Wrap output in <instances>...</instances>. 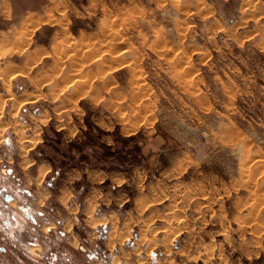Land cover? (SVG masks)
I'll return each instance as SVG.
<instances>
[{"label":"rangeland","instance_id":"obj_1","mask_svg":"<svg viewBox=\"0 0 264 264\" xmlns=\"http://www.w3.org/2000/svg\"><path fill=\"white\" fill-rule=\"evenodd\" d=\"M0 187V264H264V0H0Z\"/></svg>","mask_w":264,"mask_h":264},{"label":"flooded vegetation","instance_id":"obj_2","mask_svg":"<svg viewBox=\"0 0 264 264\" xmlns=\"http://www.w3.org/2000/svg\"><path fill=\"white\" fill-rule=\"evenodd\" d=\"M49 185L50 186L53 185L52 180L49 182ZM25 194L29 196L30 198H32V193L30 191L26 190ZM16 200H18L17 206H11L12 205L11 203ZM32 210H34L33 204L24 200V198L22 197L20 193L17 192V195H16V192H11L6 187H0V230H2V232H6V234H9L10 237L13 238L11 240V238L8 235H6L5 239L8 238V241H9L8 243L14 244L15 242L21 241L20 235L25 230V228L22 227V224L20 223L16 224V220H17L16 218H17L18 212H23L25 214V219L28 222H32L33 226H36L35 224L39 223V221H37V218L35 216L36 214L32 212ZM3 225L5 228H2ZM52 229L53 228H51V230ZM10 231L12 233H10ZM34 231L36 233H40V231L42 230L40 229V231H38L35 228ZM44 233L47 234L49 232H44ZM5 239H3V242L6 241ZM3 245L4 244L0 246V252L4 255L8 254L9 253L8 249L4 247ZM50 248L53 249V245H50ZM57 260H58V257L55 256V262Z\"/></svg>","mask_w":264,"mask_h":264},{"label":"bare ground","instance_id":"obj_3","mask_svg":"<svg viewBox=\"0 0 264 264\" xmlns=\"http://www.w3.org/2000/svg\"><path fill=\"white\" fill-rule=\"evenodd\" d=\"M73 86H74V84H73ZM96 223H97V221L93 222V225L96 224ZM167 235H168V233H167ZM120 237H121V240H122V239H125L126 236L125 235H121ZM171 241H172V239H170V236H168L166 238V240L164 241V246H167ZM75 243H77V242H75Z\"/></svg>","mask_w":264,"mask_h":264},{"label":"crops","instance_id":"obj_4","mask_svg":"<svg viewBox=\"0 0 264 264\" xmlns=\"http://www.w3.org/2000/svg\"><path fill=\"white\" fill-rule=\"evenodd\" d=\"M100 175H101V178H102V177H103L102 174H100ZM100 175H99V176H100ZM94 178H95V177H94ZM101 178H100V179H101ZM65 188H67V187H65ZM37 194H38V193H37ZM36 201H37L36 203H37L38 207H40V204H39V202H38V201H39V197H38V196L36 197ZM16 202H17V200H16ZM50 229H51V227H50ZM43 230H44V229H43ZM63 231H65V230L63 229Z\"/></svg>","mask_w":264,"mask_h":264}]
</instances>
